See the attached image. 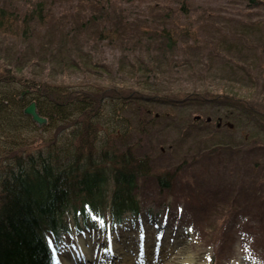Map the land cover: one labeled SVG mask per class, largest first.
<instances>
[{"label":"trees","instance_id":"1","mask_svg":"<svg viewBox=\"0 0 264 264\" xmlns=\"http://www.w3.org/2000/svg\"><path fill=\"white\" fill-rule=\"evenodd\" d=\"M6 1L0 0V264H52L48 236L57 242L66 234L70 211L76 217L83 215L85 227L101 219L108 210L105 188L110 179L115 190L109 205L115 219L126 211L141 216L138 192L152 185L160 192L176 191L182 180L180 173L175 175L170 171L172 167L155 172L152 159L140 154L136 143L128 138L129 132L122 124H131L126 117L129 101L126 96L111 93L107 84L118 80L122 86L116 87L135 93V100H143L142 96H147L148 101L165 97V105L176 108L178 102L184 114L190 110L192 113L186 115L198 116L201 126L196 130L205 133L195 155L201 165L198 167L228 164L238 153L241 163L246 160L254 175L242 171V175L251 177L250 183L242 182L243 177L238 176L239 186L233 182L226 185L228 195L246 202L248 207L264 210V172L260 169L264 166H260L264 163V71L259 77L255 75V71L264 69V61L258 59L255 69L237 64L246 74L242 81L234 76L226 79L225 85L230 89L225 88L222 93L210 90L208 85L215 83L204 81L205 77L198 83V74L193 83L183 84V80L190 82L187 75L196 56L180 57L181 51L195 46H219L212 53L221 63L227 59L219 50L230 52L228 47L220 49L225 41L216 32V23L206 20L197 26L198 31L214 26L212 38L190 30L193 0H78L82 7L73 5L65 24H60L62 44L58 48L49 46L43 55L33 48L32 41L36 27L48 24L45 2L34 1L27 10H19ZM247 2L251 8H258L261 0ZM206 13L212 14L207 10ZM258 23L263 26L258 49L264 53V21ZM16 37L30 45L18 49L11 41ZM120 45L134 48L129 59H124L115 71L96 62L91 53L94 46L106 52V48L113 50ZM139 45L153 46L146 49V55ZM201 56L207 58L202 52ZM35 58L52 65L36 70ZM211 62L201 59L200 64L208 67ZM125 69L126 75L122 73ZM70 72L81 73L83 83L70 81ZM112 74L117 76L115 81H110ZM86 75L96 79L89 80ZM174 84L177 85L173 87ZM26 88L33 90L34 97H20ZM103 93L106 97L102 98ZM114 95L117 98L110 99ZM116 99L113 110L107 113ZM31 100H36L40 114L48 118L47 125L39 127L23 113ZM169 114V119H173V113ZM120 116L124 118L122 124L117 120ZM220 121L225 126L218 127ZM172 124L185 128L175 118ZM186 127L192 129V123ZM237 168L239 165H234L230 171ZM200 196L195 205L184 208L183 214H191L202 225L205 206ZM221 212H214V220L220 219ZM235 216L230 209L228 217L233 220ZM260 218V229L264 230V219ZM217 228L216 224L212 226V230ZM262 256L264 259V252Z\"/></svg>","mask_w":264,"mask_h":264},{"label":"rangeland","instance_id":"2","mask_svg":"<svg viewBox=\"0 0 264 264\" xmlns=\"http://www.w3.org/2000/svg\"><path fill=\"white\" fill-rule=\"evenodd\" d=\"M34 1L41 0H8L6 3L8 6L13 5V7H17L19 10H27L33 5L32 3ZM43 1L47 7L48 24L38 25L36 27L34 32L35 38L32 41L34 44L33 48L41 55L44 54L49 46L58 48L62 44L61 34L63 35V28L60 27V24H65L66 21L64 19L67 17L68 12L72 11L73 5H77L78 7H82L83 5L78 0ZM127 4L126 2L124 3V5ZM142 8H145V5H142ZM191 8L193 17L189 22H191L193 27L190 30L195 31L201 37L212 38L211 31L214 26H211L209 29L201 28L199 31L197 30V26L203 24L206 20L216 23V32L221 34L225 41L223 43L224 46L220 47V49H226L228 47L232 54L224 50H219L224 52L223 55L227 59L221 63L222 61L214 59L215 55L212 53L218 51L219 46H202L199 48L195 46V49L188 48L181 51L180 57L189 56L190 54L196 56L194 67L187 75V79L190 82L183 80V84L189 85L193 83L198 74V83L202 82V78L205 77L206 80L204 81H214L215 83L214 86L208 85L210 90L222 93L225 88L230 89V87L225 85L224 81L226 79L234 76L242 81L241 78L246 74L245 69L242 71L238 68L237 64H243L247 68L255 69L258 59L260 62L264 61V53H260V49H258V46L262 42L259 35L262 33L263 26L259 23L257 24L259 21H264V0H261L258 8H251L247 0H193ZM206 10L211 11L212 14L210 16H207L208 13L204 14ZM223 32L225 36H223ZM56 40H59V42ZM11 41L18 49L30 45L18 37L12 38ZM0 44L3 46L1 39ZM152 46L139 45L145 54L147 53L146 49L152 48ZM132 48H134L132 45L124 47L120 45L119 51L123 50L122 53L116 49L111 50L110 48H106V52H101L94 46L91 53L93 52L95 54L96 62L109 65L112 70L114 65L117 64V68L124 59L125 61L129 59L127 56H129ZM257 51L258 53L256 54ZM7 52L9 54L13 53L10 49H7ZM201 52L204 54V57L207 56L206 59L201 56ZM151 53L154 54L156 52L151 50ZM234 53L237 55L234 56ZM233 56L234 58L239 57L237 58L239 60L233 59ZM35 59L36 70L42 71L46 65L49 67L52 65H49L48 62L43 63V61L37 58ZM201 59L205 62L212 60V62L208 63V67H203L200 64ZM36 61L38 62L36 63ZM58 70H60L59 67ZM263 71L264 69L262 67L260 70L255 71V75L259 77ZM127 72L125 69L122 73L126 75ZM69 76L70 81L77 84L83 83L84 77L81 73L70 72ZM86 77L89 80L96 79L95 76L90 77L86 75ZM116 77V75L110 77V81H115ZM98 81H100L99 76ZM107 84L110 86L111 93L117 92L124 97L131 94H129L130 90L120 91L116 87L122 86V81L118 80ZM176 85L174 84L173 87ZM114 97L116 96L114 95ZM114 97H110V99H114ZM252 99L254 98L252 97ZM116 101L117 99L114 100V102ZM119 103L122 106L126 105L122 103L121 99ZM132 104L134 106V102ZM142 110L144 109L141 107H131V113L133 111V114H136L138 119L142 118ZM163 110L164 108H161L152 112V117H157V114L160 115L159 113L163 114ZM194 117L195 115L191 119L193 128L186 131L185 134L178 126L172 127L170 126L171 124L166 125L165 123L169 119L163 120L159 116L157 118L160 119L157 122L146 121L144 123L147 127H152L153 130L146 134L138 133L141 140L137 143L136 149L140 154L152 159L155 172H162L172 167L170 171L173 170L175 175L180 173L179 176L182 177L175 192H160L154 185L142 193L138 192L137 197L139 200H142L139 206L144 217L146 215V217L156 215L161 219L162 216L164 217L165 212L170 211V215H165V218L168 217V220L162 222L166 224L173 223L179 225L178 227L180 228L177 242L170 248H165L164 253L161 255L163 260L159 264H263L259 257L264 252V230L260 229L262 224L260 217L264 219V210H257L255 206H250L252 207L250 208L246 206V202L238 200L239 198H236V200L232 199L228 195L229 188H226V185L229 187L232 185V182L236 187L239 186L238 176L243 177L242 182L250 183L254 171L250 169V165L246 160L241 163V156L238 153L235 154L233 160L228 164L220 163L218 167L211 164L209 168L200 169L198 167L199 163H196L198 158L195 155L197 150L202 146L201 143L205 133L196 130L201 124H199V121L194 120ZM182 125L186 126L187 124L183 123ZM208 139H211V135L208 136ZM236 148L240 149L238 147ZM261 158L263 162V153H261ZM263 164L261 163L260 166ZM234 165H239L238 170L234 169L230 171ZM260 169L264 172V166L260 167ZM242 171H244L243 174L246 171H250L251 177L248 179L245 175L241 174ZM262 180L264 182V175H262ZM205 182H210V184H206ZM261 186L264 188V183ZM242 193L245 194L244 187ZM198 196H200V202L204 203L205 206V219L202 225L198 224L192 218L191 214L185 216V212L183 214L182 211L189 205H195ZM108 202L110 201L107 200L106 203ZM230 209L236 213L233 220L228 217ZM217 210H222L218 214L220 219L214 220V212ZM108 217L109 214H107V219ZM71 220L74 221V219L72 217L68 219V222H71L70 228L72 229V234L71 232H66L63 235V242L59 245L61 251L57 252L55 264H67V260H71L68 251L75 250L78 239H84L93 249L88 256L92 260L95 257L91 255H94L96 251L101 252L103 250L101 241L104 240V232L100 229L84 228L82 233L76 234V229ZM214 224L221 231H219V228L212 230ZM128 231V226L125 228L120 227L119 231H115L116 233L114 232L115 234H112H114V243L118 249L117 253L122 255L124 260L132 263L131 253L128 251L130 255H126L125 243L127 240L123 241L124 237H121V235H126ZM76 235L79 237H76ZM84 235L86 238H81ZM117 237H120L121 244ZM150 239L152 246L149 251L152 253L154 238ZM216 243L221 244V246H216ZM213 251L217 261L214 259L212 261Z\"/></svg>","mask_w":264,"mask_h":264},{"label":"water","instance_id":"3","mask_svg":"<svg viewBox=\"0 0 264 264\" xmlns=\"http://www.w3.org/2000/svg\"><path fill=\"white\" fill-rule=\"evenodd\" d=\"M24 113L28 116H31L32 120L34 122H36L39 126H42V125L47 123V119L45 117H42L41 115H39L35 102L28 105L24 109Z\"/></svg>","mask_w":264,"mask_h":264},{"label":"bare ground","instance_id":"4","mask_svg":"<svg viewBox=\"0 0 264 264\" xmlns=\"http://www.w3.org/2000/svg\"><path fill=\"white\" fill-rule=\"evenodd\" d=\"M81 240V239H80ZM84 249L87 251V246H84Z\"/></svg>","mask_w":264,"mask_h":264}]
</instances>
